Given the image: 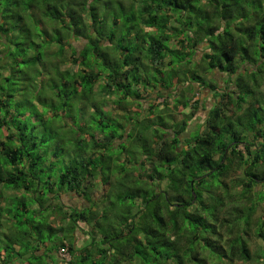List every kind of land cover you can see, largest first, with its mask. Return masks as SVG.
Returning <instances> with one entry per match:
<instances>
[{"label":"trees","instance_id":"obj_1","mask_svg":"<svg viewBox=\"0 0 264 264\" xmlns=\"http://www.w3.org/2000/svg\"><path fill=\"white\" fill-rule=\"evenodd\" d=\"M59 260L264 264V0H0V264Z\"/></svg>","mask_w":264,"mask_h":264},{"label":"rangeland","instance_id":"obj_2","mask_svg":"<svg viewBox=\"0 0 264 264\" xmlns=\"http://www.w3.org/2000/svg\"><path fill=\"white\" fill-rule=\"evenodd\" d=\"M72 43H74V45H75V47H76L77 49H80L84 42H83V41H78V42H73V41H72ZM202 48H203V45H200V46L198 47L197 55H196L195 58H194L195 61H199L200 56H201ZM206 79H207V80H213L214 82H217L218 88L221 89V88L223 87V85H224V80L226 79V76H225L224 74L218 73L217 71H214L213 73L207 74V75H206ZM22 84H24V82H22ZM181 88H182V87H180V89H181ZM194 88H195V91L198 92V93L196 94V96H195V100H196V99H199L201 106H200V107L198 108V110L194 113V115H193L191 121L189 122V126H188V129H187V132H188V134H190L191 136L195 135V133H196V131H197V127H199L200 125L203 124L204 119H205L206 116H207L208 110L211 108L212 104H213L214 101H215V98H214L212 92L209 91L208 89H199V87H197V85H194ZM27 100H28V99H27ZM25 101H26V99L24 98V99H23V102H24V103H23L22 105H23V107H24L25 109H27V110L29 111V109H30V106H29V104H28L29 101H26V102H25ZM150 101H151V100H149V99H148V101H143V107L146 108L148 102H150ZM161 102H162V99H157V100H156V103H158V104H161ZM25 104H28V106L25 105ZM106 109H108V108H106ZM73 112L76 113V112H77L76 109H75ZM66 116H67V117H66L67 124H69V126L72 125L73 123H74V124L76 123V124H78V127H77V128L80 127L79 129H81V130H82V128H86V129H87V132H90L91 130L95 129L92 125H90V122H88V121H82L81 124H79L78 119H77L76 117H74L75 114H74L73 117H72L71 115H69V114L66 115ZM180 119H181V116L177 114V115H176V121H180ZM81 127H82V128H81ZM111 128H112V130H115L114 127H111ZM111 128H110L109 130H111ZM66 130H67V131H70L69 128H68V129L66 128ZM109 130L106 131V132H109ZM60 131L63 132L64 130L61 128ZM57 132L59 133V128H57ZM92 133H96V131L93 130ZM154 139H155V138H154ZM152 141H153V137H152V139H151V142H152ZM69 147H71V146H70V145H67V146L65 147V150L69 149ZM115 173H116V171H114V173H113V177L110 179L111 184L114 183V184L111 185V186H114V187H115V192H114L113 195L111 196L110 200L115 201V202H116L115 205H118V204H117V200H116L115 197H116L117 195H119V194H122V196H123V194H124L126 188H125V186H124L123 181L120 180L119 175H117V174H115ZM102 188H103V187H102ZM19 194H20V193H18V196H20ZM93 199L95 200L94 197H93ZM14 200H15V199H14ZM14 200H13V204H14ZM61 200H62L64 203H66L68 206H70V207H79V206H82V205H87L86 201L83 200L82 198H78V197H76V196H74V195H70V194L63 195V196L61 197ZM13 207H14V206H11V210H14ZM5 209L8 210V208H5ZM14 213H15V212L13 211L12 215H14ZM121 213H122L121 210H115L114 212L110 213V214H109L110 222L113 221V218H114L115 216H120ZM20 217H21V215L19 214V215L17 216V221H20V219H19ZM41 221H43V220H42L41 217H39L38 220H37V222H41ZM82 228H83L84 230L87 229L86 226H84V225L82 226ZM42 236H43V237H41V241H44L46 244H48V245H47V246H48V247H47L48 250H50V249L53 250V242H54L55 238L49 240V239H48V230H46V229H44V230L42 231ZM56 236H58V235H56ZM87 241H88V239H87V237L83 234V232H77V233H76V239H75V245H76V246H82V244H83V243L85 244ZM251 241L254 242L255 240L252 238ZM54 244H55V243H54ZM84 244H83V245H84ZM58 257H59V259H63V260H68V259H69V255H68L67 253H65L64 256H61V255H60V251L58 252ZM58 264H64V263H63L62 261L59 260Z\"/></svg>","mask_w":264,"mask_h":264},{"label":"built area","instance_id":"obj_3","mask_svg":"<svg viewBox=\"0 0 264 264\" xmlns=\"http://www.w3.org/2000/svg\"><path fill=\"white\" fill-rule=\"evenodd\" d=\"M59 251H60V255H61V256H64V255H65V253H66V251H65V250H63V249H60Z\"/></svg>","mask_w":264,"mask_h":264},{"label":"crops","instance_id":"obj_4","mask_svg":"<svg viewBox=\"0 0 264 264\" xmlns=\"http://www.w3.org/2000/svg\"><path fill=\"white\" fill-rule=\"evenodd\" d=\"M64 195H66V194H64ZM63 196V195H62Z\"/></svg>","mask_w":264,"mask_h":264}]
</instances>
